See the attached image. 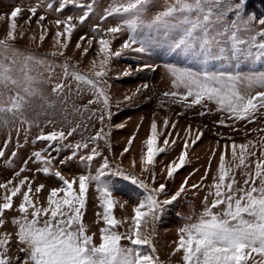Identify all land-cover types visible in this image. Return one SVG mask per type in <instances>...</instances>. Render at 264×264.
<instances>
[{"label":"snow or ice","instance_id":"1","mask_svg":"<svg viewBox=\"0 0 264 264\" xmlns=\"http://www.w3.org/2000/svg\"><path fill=\"white\" fill-rule=\"evenodd\" d=\"M97 5L98 0H59L56 6L58 12H63L69 6L83 10L77 16L69 14L64 19L55 20L58 28L64 26L63 32L55 33L61 48L67 47V44L60 42L61 37L66 35L69 41L71 39L75 29L73 20L84 24L96 13ZM46 7L51 11L54 5L49 2ZM29 11L35 15L37 7H31ZM21 12L20 7L11 12L10 30L6 38L0 39L2 124L19 123L26 126V130H31L35 121L29 120L26 113L34 110L33 101H41L38 105L41 108L55 107L37 85L51 83L55 67L59 66L63 69L62 79L71 77L77 83L78 93L82 90L80 86L84 85L85 90L95 97L89 100V104H102L100 114L97 116L94 111L89 119L96 116L103 125L105 119L110 120L112 116L111 97L103 85L107 83L112 58L120 57L124 50L149 53L154 49H163L190 58L201 66L199 71L170 68L173 90L163 95L171 103H179L187 108L199 105L205 109L199 113L200 116L211 112L208 104H213L215 111L225 113L228 119L248 123H254L259 116L264 115V71H241L242 65L264 63V18L247 14L246 0H163L162 4L158 0H109L99 14L100 23L93 27L94 32H102L103 35L91 39L81 37V41L87 40L89 45L94 39L97 40L99 50L96 55L103 56L98 65L96 59L92 60L91 74L81 73L78 65L71 66L67 61L62 65H54L45 58L26 54L15 47L16 21ZM109 18V26L102 28L103 22L109 21ZM0 19L3 17L0 16ZM38 19L42 21L46 17L40 16ZM122 33L126 34V39L119 50L114 51L113 40ZM76 46L80 48V43ZM87 51L85 48L84 54ZM59 55H63V52ZM217 63L221 64V69L213 70ZM39 67L48 71L47 80L38 71ZM64 88V83L57 82L51 91L59 96ZM126 99L130 100L131 97ZM163 104L164 101H161V106ZM74 111L81 112V109L75 108ZM83 111L88 109L85 107ZM178 115H183V112ZM218 123L230 126L223 118ZM68 125L67 131L63 128L47 134L41 131L33 143L47 141L51 145L59 142L64 147L72 148L69 160L76 159L81 149H88L89 143L98 145L101 140L105 144L109 143L110 132H105L102 126L95 135L84 141L74 145L64 144L81 127L80 123L73 126L71 121H68ZM163 127L169 129L168 118L164 119ZM157 128L153 119L150 135L144 141L146 151L141 159L144 172L154 167L156 158L165 151L164 147L158 146L163 133L158 132ZM171 128L175 129L176 123H172ZM233 130L237 129L233 126ZM19 131L17 128V134ZM196 131L198 135L195 140H191L192 146L203 136L200 129ZM259 131L264 132V128ZM191 132L192 126L189 125L186 133ZM171 136V131H168L163 140L165 146L169 144L168 137ZM134 139L135 136L129 139L124 153L130 150ZM189 139L190 136L184 140L179 157L165 166L168 178H172L185 166ZM10 142L9 137L3 149ZM229 148L230 161L227 160ZM46 152L47 148L34 151L30 159L34 158V163L42 165L36 172L55 176L61 186L51 188L44 202L34 199L33 195L43 192L46 185L41 183L34 188V179L25 176L18 182L10 179L0 183V189L5 190L0 197V228L5 224V213L14 209V198L22 197L16 207L20 215L11 221L16 228V244L24 254L22 258H15L20 264H159V257L155 255V225L163 216L166 206L185 191L187 179L175 194L161 199V194L165 193V184L150 187L133 174L124 173L119 167L112 170L107 158L103 159L95 175L89 172L68 180L60 171H53L52 159ZM11 155L15 158L17 153L12 152ZM99 155L97 147H93L90 154L80 156L79 159L90 167ZM4 156L5 151L0 150V158ZM8 165L12 166V162L8 161ZM27 165L28 161H25L20 170L15 172V177L28 171ZM132 165L136 166L134 159ZM237 170L244 177L242 183L236 179ZM209 172L211 160L202 181L208 179ZM113 175L131 179L133 183L138 182L147 193L135 205L130 222L127 219L118 220L113 214L116 201L107 180ZM151 180L155 184V175H152ZM93 184L104 208L102 215L105 227L99 229V243L96 242L95 233H89L83 219L89 187ZM199 187L201 184L192 185L193 189ZM205 187L209 191L202 201L203 210L194 222L185 223L179 229L173 255L182 253L181 264H264V137H259L258 141L248 140L240 144L233 141L230 145L226 144L219 157L216 175L211 184ZM188 220L191 221L192 217L189 216ZM125 223H130V226L123 232L118 231ZM11 243L10 233L0 235V264H12L14 258L8 254ZM145 247L150 251L145 252Z\"/></svg>","mask_w":264,"mask_h":264},{"label":"rangeland","instance_id":"2","mask_svg":"<svg viewBox=\"0 0 264 264\" xmlns=\"http://www.w3.org/2000/svg\"><path fill=\"white\" fill-rule=\"evenodd\" d=\"M49 2L54 5L51 11L47 10L46 7ZM158 2L162 4L163 0H158ZM108 3L109 0H98L96 13L91 15L84 24H79L74 19L75 29L71 39L69 41L66 35L61 37L60 42L67 44L66 48H61L60 44L57 43L55 33L57 31L63 32L64 26L61 25L58 28L55 20L64 19L69 14L77 16L83 10L69 6L63 12H58L56 6L59 4V0H0V16L3 17L0 19V39L6 38L10 30L11 12L16 7H20L22 12L16 21V40L13 42L15 47L26 54L32 53L37 57L45 58L54 65H62L67 61L71 66L78 65V71L81 73L91 74L93 72L92 60L96 59L98 65L103 56L97 57L96 55L99 50L97 40L94 39L93 43L89 45L87 40L81 41V37L86 36L91 39L103 35L102 32H94L93 27L100 23L99 14ZM258 3V0H246V12L249 15H255L257 18H264V4ZM31 7H37L35 15L29 11ZM40 16H45L46 19L40 21L38 19ZM110 20L111 18L109 21L103 22L101 27H108ZM41 36L44 37L43 40H41ZM125 39L126 34H119L113 40V50H119ZM78 42L80 48L76 46ZM85 48L88 49L87 54H84ZM61 52L63 55H59ZM53 53H57V55L53 56ZM172 67L192 71L201 70V66L190 58L169 53L163 49H154L149 53L124 50L120 57H113L106 77L107 83L103 85L107 87L111 97L112 116L110 120L106 118L104 124L101 125L96 116H92L91 119L89 117L94 111L98 116L103 107L102 104H89V100L95 99V97L91 92L85 90L86 86L81 85L82 90L78 93L77 83L71 77L66 80L62 79L63 69L56 66L51 83L37 85L49 101L55 104V107L52 109L46 106L41 108L38 106L42 103L41 101H33L34 110H29L26 113L29 120L35 121L31 130H26V126L19 123L7 125L0 123V150L5 151L4 158H0V183H5L10 179L18 182L25 176L34 179V188L41 183L46 185L43 192L33 195L34 199L44 202L51 188L61 186V182L55 176H46L36 172V169L42 165L34 163V158L30 159L34 151L45 148H47L46 155L52 159L53 171H60L68 180L89 172L95 175L96 169L102 165L104 158L108 159L112 170L119 167L124 173L133 174L150 187H156L161 183L165 184V193L161 194V199L175 194L187 179L185 191L172 204L166 206L163 216L155 225L154 234L155 255L159 257V264H181L182 253L173 255L179 239V229L185 223L194 222L203 210L202 201L209 191L205 185L211 184L213 176L216 175L219 157L224 152V146L230 145L233 141L240 144L248 140L258 141L259 137H264V132L259 131V129L264 128V115L259 116L254 123H248L247 121L228 119L225 113L215 111L213 104H208V108L212 109L211 112L200 116L199 113L205 109L199 105L187 108L179 103H171L169 98L164 97L163 94L173 90L171 87L173 77L170 72ZM220 69L221 64L219 63L213 66V70ZM38 71L43 74V79H48L49 73L44 67H39ZM231 71H235V69H231ZM241 71H264V63L242 65ZM125 72L128 75H124ZM57 82L65 84V88L59 96L51 91ZM126 97H131V99L127 100ZM161 101H164L163 106H161ZM85 107L88 111H83ZM75 108L81 109V112L74 111ZM181 112L183 115H178ZM165 118L169 120V129L167 130L163 127ZM222 118L226 124L230 125L229 127L218 123ZM153 119L157 123L158 132L163 133L160 135L158 146L164 147L165 151L156 158L155 166L144 172L141 164L143 153L146 151L144 141L150 135ZM68 121H71L73 126L80 123L81 127L64 144L74 145L76 142L84 141L95 135L102 126L105 132H110L109 143L105 144L103 140L99 141L98 145L89 143V148L81 149L74 160L68 159L73 149L64 147L59 142L51 145L47 141L33 143L41 131L45 134L61 128L67 131ZM172 123H176L175 129L171 128ZM121 125L123 126L121 127ZM189 125L192 126L190 134L186 133ZM233 126L237 130L234 131ZM17 128L20 129L19 134H17ZM197 129L203 132V136L192 146L191 140L196 139ZM168 131H171L172 136L168 137L169 144L165 146L163 140L167 137ZM177 133H179V137H177ZM133 136L135 139L130 150L124 153L129 139ZM189 136L190 146L187 162L172 178H168L165 166L179 157L183 150L184 140ZM9 137L11 142L8 143L6 149H3V145ZM173 140L175 143H172ZM17 144L20 146L17 147ZM93 147H97L100 155L92 161L89 167L79 157L90 154ZM57 148L60 150L57 151ZM12 152L17 153L15 158L12 157ZM133 159L136 161L135 167L132 165ZM210 160L211 172L208 173V179L202 181ZM227 160H231L230 148L227 153ZM8 161L12 162V166L8 165ZM25 161H28L29 170L23 172L20 177H15V172L20 170ZM162 169L164 170L162 171ZM152 175H155V184L152 183ZM236 179L241 183L243 182L244 177L240 170L236 172ZM107 180L112 187L113 199L116 201L113 213L115 218L121 221L127 219L130 222L134 215L135 205L142 201L147 193L139 186L138 182L133 183L131 179H125L123 176L113 175ZM194 184H201V187L193 189L192 185ZM74 187L77 186L74 185ZM4 193L5 190L0 189V197ZM21 199L20 196L14 198V209L5 213V224L3 228H0V235L5 232L11 234L12 243L9 246L8 254L14 258L12 264H20V261L15 258H22L24 255L19 251V246L16 244V228L11 223L13 217L20 215L16 207H18ZM103 212L102 201L99 199V193L96 192L93 184L89 187L83 219L89 233H95L97 243H99V229L105 227ZM189 216L192 217L191 221L188 220ZM129 226L130 223H125L118 231L123 232ZM144 251L150 250L145 247ZM257 259L259 258L257 257Z\"/></svg>","mask_w":264,"mask_h":264},{"label":"trees","instance_id":"3","mask_svg":"<svg viewBox=\"0 0 264 264\" xmlns=\"http://www.w3.org/2000/svg\"><path fill=\"white\" fill-rule=\"evenodd\" d=\"M258 4H260V3H262V4H264V0H258Z\"/></svg>","mask_w":264,"mask_h":264}]
</instances>
